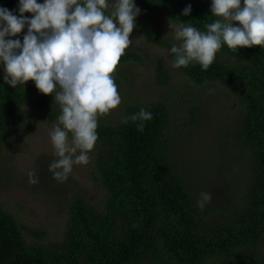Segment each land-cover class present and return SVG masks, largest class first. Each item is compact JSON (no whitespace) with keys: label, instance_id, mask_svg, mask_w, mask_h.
<instances>
[{"label":"trees","instance_id":"16d2710c","mask_svg":"<svg viewBox=\"0 0 264 264\" xmlns=\"http://www.w3.org/2000/svg\"><path fill=\"white\" fill-rule=\"evenodd\" d=\"M134 3L140 9L137 33L147 43L167 50L170 64L160 55L151 60L154 81L166 92L153 100L133 97L137 75L125 71L124 65H146L147 59L135 48H127L114 79L118 92L129 88L128 93L120 109L98 117V139L92 150L88 178L104 194L90 203L77 178L68 176L63 182L53 178L49 165L57 157L43 160L41 175L50 190L46 192L68 204L63 239L53 245L43 230L22 224L0 204V264H264V48L232 50L222 45L223 57H216L207 70L195 61L173 68L170 50L176 44L160 32L153 16L161 11L174 24L184 23L202 32L207 31V24L222 18L212 15L208 0ZM189 4L191 12L182 15ZM0 8L20 16L19 0H0ZM111 11L109 4L106 14ZM23 15L32 17L31 13ZM27 29L25 25L17 36L6 39L23 43ZM175 71L187 82H173ZM4 77L0 70V184L1 135L18 132L34 118L57 125L61 115L55 93L42 94L34 81L13 88ZM209 82L226 86L238 99L236 114L225 120L228 129H224L223 141L239 149L248 176L231 198L219 199L227 195L230 184L218 188L206 184L214 191L210 202L200 208L202 191L192 182L197 178H191L196 168L183 161L176 141L181 132L185 136V129L204 122L197 90H204ZM141 108L151 112L152 119L133 122L131 116ZM140 123L143 131L138 130ZM218 142L213 141V146ZM28 236H33L32 241Z\"/></svg>","mask_w":264,"mask_h":264},{"label":"clouds","instance_id":"9594fccd","mask_svg":"<svg viewBox=\"0 0 264 264\" xmlns=\"http://www.w3.org/2000/svg\"><path fill=\"white\" fill-rule=\"evenodd\" d=\"M108 8V0H19V17L0 8L4 82L16 88L34 81L42 94L55 93L61 107L58 123L49 133L57 157L49 170L61 182L67 180L74 164L89 163L88 153L98 139V117L108 115L121 103L114 73L132 44L130 35L140 9L134 0H116L114 10L106 14ZM210 10L222 19L207 24L206 32L184 23L175 26L174 37L181 43L170 50L174 54L173 68L187 67L195 61L207 70L222 45L232 50L264 48V0H243V6L241 0H211ZM190 12L189 4L182 15ZM25 25L28 29L23 43L6 39L17 36ZM130 119L148 121L152 113L141 108ZM143 128L140 123L138 130ZM28 180L32 185L38 183L34 172L28 173ZM200 196L198 206L204 208L211 194L202 192Z\"/></svg>","mask_w":264,"mask_h":264},{"label":"rangeland","instance_id":"374dc122","mask_svg":"<svg viewBox=\"0 0 264 264\" xmlns=\"http://www.w3.org/2000/svg\"><path fill=\"white\" fill-rule=\"evenodd\" d=\"M208 1L211 4V0ZM108 3L113 9L116 0H108ZM241 6H243V0H241ZM153 19L160 32L171 37L174 44L179 46L181 41H177L174 37L176 24L171 22L161 11L157 12ZM130 39L132 44L128 48H135L147 59L146 65H124L125 71L137 75L134 78L133 97L136 100L156 99L166 92V88L154 81L151 60L156 55H160L170 64L167 50L147 43L135 28ZM222 55L221 52H218L216 57H223ZM0 70L5 72L2 63H0ZM173 82L181 83L187 82V80L182 74L176 72ZM120 89L121 106L126 97L125 92L128 93L129 88ZM197 92L204 107V122L201 125L197 123L185 129V136L181 132L179 134V143L181 144L176 141V145L180 150L182 149L181 158L183 161L186 164L191 162L190 165L196 168L191 178H197L196 181L192 180L193 184H196L197 190L210 193L212 196L214 190L208 189L206 184L214 185L216 188L222 184H230L231 188L236 184L235 188H228L227 195L219 196V199L224 196L231 198L234 194L233 191L239 189L243 185L241 182L248 176L246 160L240 156L239 149L228 146L223 141L225 138L224 129H228L225 120L228 115L232 117L236 114L235 107L238 105V99L229 88L219 82H209L204 90L199 89ZM194 93L196 94V89H194ZM120 106L116 109H120ZM54 126L46 125L40 119L34 118L18 132L1 135L4 153L2 156L3 178L0 184V204L22 224L31 226L33 229L43 230L47 241L58 245L63 239L69 217L68 204L58 196H49L46 191L50 190L48 185L46 188L44 175H41L43 160L55 158L49 135ZM218 135L220 139L217 138ZM217 140L219 142L214 147L213 141ZM76 154L78 155L79 152ZM88 156L89 163L87 165L74 164L68 176L80 181L86 200L93 203L101 199L104 190L101 191L100 187L94 186L88 178L92 166V151L88 153ZM29 172H34L38 178V183L35 185L29 183ZM32 238L29 237V241H32Z\"/></svg>","mask_w":264,"mask_h":264}]
</instances>
